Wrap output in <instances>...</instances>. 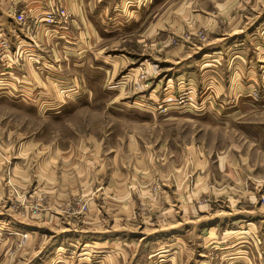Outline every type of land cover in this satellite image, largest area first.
<instances>
[{
	"label": "rangeland",
	"instance_id": "rangeland-1",
	"mask_svg": "<svg viewBox=\"0 0 264 264\" xmlns=\"http://www.w3.org/2000/svg\"><path fill=\"white\" fill-rule=\"evenodd\" d=\"M148 1L80 98L2 88L0 264H264V0Z\"/></svg>",
	"mask_w": 264,
	"mask_h": 264
},
{
	"label": "crops",
	"instance_id": "crops-1",
	"mask_svg": "<svg viewBox=\"0 0 264 264\" xmlns=\"http://www.w3.org/2000/svg\"><path fill=\"white\" fill-rule=\"evenodd\" d=\"M148 5V0H0V37L6 33L11 39L7 54L0 55V93L8 88L20 95L50 94L42 104L46 109L63 106L64 94L80 98L92 70L102 73L100 63L109 64L104 69L108 75L112 74L110 65L124 60L102 56L105 41L114 33L126 34L130 25L143 20ZM59 6L67 19L60 17L55 24L46 25L44 11ZM15 12L25 14L23 23L14 20ZM17 46L22 51L18 60ZM59 100L64 102H55Z\"/></svg>",
	"mask_w": 264,
	"mask_h": 264
},
{
	"label": "built area",
	"instance_id": "built-area-1",
	"mask_svg": "<svg viewBox=\"0 0 264 264\" xmlns=\"http://www.w3.org/2000/svg\"><path fill=\"white\" fill-rule=\"evenodd\" d=\"M60 17L62 18V20L67 19V14L65 13V11L62 9L61 6L50 8L44 11L42 19L46 25H52V24H55L59 20ZM14 20L17 23H23L25 21V14L23 12H15ZM10 45H11V39H10L9 34L3 33L2 36L0 37L1 58H3V56L7 54V52L10 49ZM15 56L17 60L20 59L22 56V51H21L20 46L16 47ZM24 236L26 235L24 234Z\"/></svg>",
	"mask_w": 264,
	"mask_h": 264
}]
</instances>
